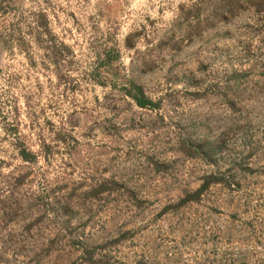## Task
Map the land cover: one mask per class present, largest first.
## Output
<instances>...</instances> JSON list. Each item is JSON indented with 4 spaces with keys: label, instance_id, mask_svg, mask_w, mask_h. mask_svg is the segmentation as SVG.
Masks as SVG:
<instances>
[{
    "label": "rangeland",
    "instance_id": "374dc122",
    "mask_svg": "<svg viewBox=\"0 0 264 264\" xmlns=\"http://www.w3.org/2000/svg\"><path fill=\"white\" fill-rule=\"evenodd\" d=\"M219 1L0 0V264H264V9Z\"/></svg>",
    "mask_w": 264,
    "mask_h": 264
},
{
    "label": "trees",
    "instance_id": "16d2710c",
    "mask_svg": "<svg viewBox=\"0 0 264 264\" xmlns=\"http://www.w3.org/2000/svg\"><path fill=\"white\" fill-rule=\"evenodd\" d=\"M251 5L257 10L262 11L264 9V0H250ZM238 5V0H220L212 11V16H219L222 17L223 13L229 12L233 7ZM22 22V21H21ZM27 33V34H26ZM27 35L34 44L37 46L39 44L45 43V38H51L52 34L51 31L48 28V21L45 16V12L39 11L32 14V20L31 23L27 26V32L24 34L22 33V36L20 37L21 41L25 42L24 36ZM8 41L7 43H10L14 40V30H12L8 35ZM30 40V41H31ZM5 41H2V44H5ZM45 51V48H43ZM138 105L140 107H143L144 104L142 102L138 101ZM23 159H26L25 153L20 154Z\"/></svg>",
    "mask_w": 264,
    "mask_h": 264
}]
</instances>
